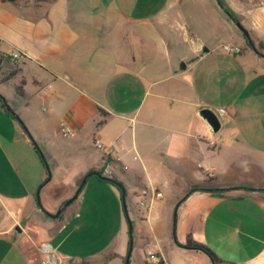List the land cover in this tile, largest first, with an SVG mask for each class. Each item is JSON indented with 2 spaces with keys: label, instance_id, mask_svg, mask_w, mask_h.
<instances>
[{
  "label": "crops",
  "instance_id": "0c3cea01",
  "mask_svg": "<svg viewBox=\"0 0 264 264\" xmlns=\"http://www.w3.org/2000/svg\"><path fill=\"white\" fill-rule=\"evenodd\" d=\"M222 1L259 54L217 0H0V95L13 112L0 110V264H39L43 243L77 264L50 215L90 185L125 216L106 179L124 185L134 217L105 248L114 260L135 248L137 263L153 264L150 252L155 264H212L191 237L224 262L264 264V0ZM39 149L57 164L45 210Z\"/></svg>",
  "mask_w": 264,
  "mask_h": 264
},
{
  "label": "rangeland",
  "instance_id": "374dc122",
  "mask_svg": "<svg viewBox=\"0 0 264 264\" xmlns=\"http://www.w3.org/2000/svg\"><path fill=\"white\" fill-rule=\"evenodd\" d=\"M54 153L55 150H53L52 154ZM47 154L48 153H45L49 162L50 175L52 176V170L56 168L57 164L51 161L50 154ZM38 158L39 162H41V160L43 161L40 154H38ZM42 167L44 166L42 165ZM48 177L49 174L42 183L38 185L36 189V199L38 189L45 184ZM49 186L50 183L45 185V188L42 187L40 191L41 207H39L42 210H45L43 196H45ZM82 204L85 206L84 209L80 211L79 207ZM112 204L113 200L109 193L92 188V186L88 185L74 203L62 213V216L53 220L59 225V237L57 240L65 236L68 237L67 242L64 244V249L66 250L65 252L71 254L70 256L72 258L69 262L76 260L78 262L77 264H102V262L105 261L107 264H110L114 260V258L109 259V255L113 252L105 248L115 240L118 227L121 222H127V216H124V211H122L120 206L118 210V206L115 208ZM78 214L82 216V219L78 218ZM129 218H134L131 213H129ZM80 220L83 221V225H81L79 229H75V226ZM136 253V249L133 248L129 264H142L141 262L137 263ZM126 261L127 258L124 257L123 260H114L112 264H127Z\"/></svg>",
  "mask_w": 264,
  "mask_h": 264
},
{
  "label": "water",
  "instance_id": "95a60500",
  "mask_svg": "<svg viewBox=\"0 0 264 264\" xmlns=\"http://www.w3.org/2000/svg\"><path fill=\"white\" fill-rule=\"evenodd\" d=\"M219 2V4L221 5V2L219 0H217ZM222 6V5H221ZM226 11V10H225ZM226 13L229 15V17L232 19V21L235 23V25L240 29L241 32H243V34L246 36L247 40H248V43L252 46L253 50L259 54V51L256 49L255 45H254V42L252 41V39L250 38V35L249 33L247 32V30L229 13L226 11ZM2 97V100L6 106V108L12 112L11 108L9 107L8 103H7V100L3 97ZM13 113V112H12ZM200 115L201 117L207 121V123L209 124L210 128H211V131L213 133H217L220 129H221V121L219 119V117L217 116V114L212 111L211 109H203L201 112H200ZM18 118V117H17ZM19 119V118H18ZM26 131L28 132L27 128L25 127ZM29 133V132H28ZM30 135V133H29ZM30 138L33 140V137L30 135ZM36 145V144H35ZM51 179V176H50V173H49V177L46 181L49 182ZM86 180V179H85ZM84 180V182H85ZM84 182L82 183V185L84 184ZM43 187V185L38 189L37 191V203L38 205L41 207V201H40V191H41V188ZM80 190V188H79ZM79 190L77 191L76 195L68 200L66 202V205H69L74 199L75 197L79 194ZM125 198H126V191L125 189H122V201H123V205H124V210H125V214L127 216V219H128V223H129V232L130 234H132V231H133V225L128 217V213H127V208H126V201H125ZM62 210H59L56 214H53V215H50L53 219H56L59 217L60 213H61ZM176 213H177V208L175 209V213H174V218H176ZM131 248H132V240L130 241V250H129V254H130V251H131ZM188 248V247H187ZM126 263L128 264L129 263V255L127 257V261Z\"/></svg>",
  "mask_w": 264,
  "mask_h": 264
},
{
  "label": "trees",
  "instance_id": "16d2710c",
  "mask_svg": "<svg viewBox=\"0 0 264 264\" xmlns=\"http://www.w3.org/2000/svg\"><path fill=\"white\" fill-rule=\"evenodd\" d=\"M220 2H221V5L224 7V9L227 11V12H229L232 16H234V14H233V12L224 4V2L222 1V0H219ZM246 49H253L252 48V46L250 45V44H248L247 45V47H246ZM8 61V60H7ZM1 62H2V59L0 58V64H1ZM16 90H17V92L19 93V94H21L22 95V91H21V89L20 88H16ZM1 109H6V106H5V104H4V102H3V100H2V97H1V95H0V110ZM100 112L102 113V112H104L103 110H101L100 109ZM39 153H40V155H41V157H42V159H43V163L45 164V166H47V172H48V174L50 173V168H49V166H48V164H47V161H46V159H44V157H43V155H42V153H41V151H40V149H39ZM93 173H95L96 175H98L99 177H101L102 178V173H101V171H96V172H91L90 174H93ZM108 182H110L112 185H114L115 187H117L118 188V190L121 192V194H122V189H125L124 188V185L122 184V183H120V182H118L117 180H115V179H106ZM85 184H86V180H85V182H84V184L83 185H81V187H80V190H79V193L82 191V189L84 188V186H85ZM208 187L206 186V185H203V184H201V185H195V186H193L192 187V189H191V191L190 192H193V191H197V190H209V189H207ZM243 188H245V189H247V190H253V189H251V188H249L248 186H246V187H243ZM186 246L188 247V248H190V249H196V250H201V251H203L204 253H206L208 256H209V258L211 259V261H212V264H218V263H222V262H224V261H222V260H220L207 246H205V245H203V244H201V243H198V242H196V241H194L191 237H189L188 239H187V243H186ZM129 248H130V246H129ZM115 257V255L114 254H110L109 255V259H111V258H114ZM102 263H105V261H103ZM224 263H227V264H232V263H228V262H224ZM72 264H74V263H72ZM85 264H87V263H85Z\"/></svg>",
  "mask_w": 264,
  "mask_h": 264
},
{
  "label": "built area",
  "instance_id": "2783aa9c",
  "mask_svg": "<svg viewBox=\"0 0 264 264\" xmlns=\"http://www.w3.org/2000/svg\"><path fill=\"white\" fill-rule=\"evenodd\" d=\"M224 50L230 54H238L240 52L239 49L236 48H231V47H224ZM20 54L18 52L13 53L10 56V60L11 61H16L18 59H20ZM220 113H224L225 110L224 109H219ZM97 146L99 148H101L100 144H97ZM144 194L146 195L147 193L144 192ZM162 193L160 192H154L153 196L149 199V200H141V205L143 207L146 208L147 212L151 209L152 205H153V201L155 198H162ZM40 250L43 254L46 255V260L45 261H40L39 264H62L61 261H59L57 254L54 250V248L52 247L51 244L48 243H43L42 245H40ZM148 256L150 258L151 263L155 264L158 263L159 261L157 260V258L155 257L154 253H148Z\"/></svg>",
  "mask_w": 264,
  "mask_h": 264
}]
</instances>
